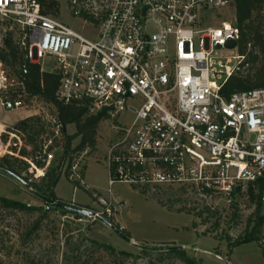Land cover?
I'll use <instances>...</instances> for the list:
<instances>
[{
  "label": "built area",
  "instance_id": "1",
  "mask_svg": "<svg viewBox=\"0 0 264 264\" xmlns=\"http://www.w3.org/2000/svg\"><path fill=\"white\" fill-rule=\"evenodd\" d=\"M234 1L69 0L72 16L93 30L83 36L45 13L43 0H0V49L10 37L24 58L17 75L0 60V108L24 109L28 64H36L59 76L54 97L62 105L132 115L114 127L118 136L105 156L109 194L122 183L247 200L249 186L264 176V87L222 94L244 61L235 14L217 20ZM46 57L51 72L42 70ZM89 151L72 155L70 181L83 184ZM101 202L102 212L90 210L89 219L109 224L115 207Z\"/></svg>",
  "mask_w": 264,
  "mask_h": 264
},
{
  "label": "rangeland",
  "instance_id": "2",
  "mask_svg": "<svg viewBox=\"0 0 264 264\" xmlns=\"http://www.w3.org/2000/svg\"><path fill=\"white\" fill-rule=\"evenodd\" d=\"M56 3L54 17L83 36H93L92 28L82 26L72 16L69 0ZM231 14H235L232 9L223 11L217 20L227 21ZM225 54L231 56L235 51ZM52 61L51 57L44 58L42 70L51 72ZM249 67V71L243 67L240 72L250 73L254 83L260 66L257 63ZM22 99V110L6 112L0 108V158L18 159L15 165L19 177L29 188L0 168V198L30 205L35 210L0 205V264H187L170 251L173 247H185L186 257L200 260L198 264H264L258 242L228 248L229 242L245 235L247 221L255 211L254 203L240 194L227 203L219 196H203L196 189L179 186L140 189L116 183L109 194L105 157L101 161L86 160L82 187L74 190L71 181L62 175L54 192L66 206L74 208L80 204L90 207L96 200L93 195L102 201L114 199L115 206H121V224L114 216L106 220L116 229L122 227V232L132 238L131 243L106 222L82 216L77 219L60 209L46 210L44 194L37 187L42 186L48 169L61 164L65 135H74L75 127L68 125L63 135L52 104L38 96L25 95ZM107 115L98 124L95 148L90 151H108L118 136L114 127L128 124L133 118L128 113ZM79 139H72L70 151ZM21 151L26 152L25 156L19 155ZM36 152L39 153L35 157ZM47 154L52 157L48 159ZM67 161H63V169ZM90 208L102 212L104 206L100 201ZM261 230L264 231V223Z\"/></svg>",
  "mask_w": 264,
  "mask_h": 264
},
{
  "label": "trees",
  "instance_id": "3",
  "mask_svg": "<svg viewBox=\"0 0 264 264\" xmlns=\"http://www.w3.org/2000/svg\"><path fill=\"white\" fill-rule=\"evenodd\" d=\"M43 7L45 13L53 15L52 13H55L57 10L56 0H43ZM234 10L236 24L240 30L238 52L240 55L244 56V61L242 62L239 71L231 76L224 84L222 94L225 97H229L233 92L264 87V0H235ZM0 60L8 69H10L11 73L15 75L19 73L18 66L24 63L23 53L12 42L10 37L6 38L3 48L0 49ZM257 63L260 66L258 69L259 74L255 75V81L253 83L251 74L247 72L245 75H242L240 70L245 67L246 70L249 71V66ZM28 67L29 73L24 85L25 93L32 97H42L46 102L55 107L57 118L63 129V135H65V128L68 125H73L75 127L74 135H65L61 164L55 169H48L42 179V186L37 187V189L41 190L44 194L43 197L45 204L49 205L52 209H60L62 212L68 213V211L61 207L66 206V204L55 196L54 189L62 175L68 179V171L72 160L71 156L74 153L84 150L86 147L91 150L95 148L98 124L102 118L108 117V115L105 112H100L96 115H89L84 107L62 105L57 102L54 97L59 83V76L42 72L40 67L36 64L29 63ZM75 137L80 138L79 143L74 150L70 151V143ZM90 152L91 151H89V153ZM37 153L39 152L35 153V157L37 156ZM24 154H26L25 151L19 153L20 156H25ZM66 158L68 161L66 162V167L63 169L62 163ZM10 159L13 160V162H11ZM16 162H18V159L16 158L12 159V157L6 156L1 157L0 168L20 176V172L15 165ZM37 165L41 166L40 163H37ZM81 175L83 177V170ZM71 183L74 185V188L82 187L78 182L71 181ZM248 195V201L255 204V211L252 215L254 219H252V216L248 219L245 235L242 239H238L233 243L229 242L228 248L230 250L241 243L259 242L264 238V231L262 232L261 230L264 223V176L256 183L249 186ZM0 205L3 208L26 211L35 210L30 206L6 198H0ZM77 208L92 210L90 207L80 205ZM233 215L235 216L236 213L233 212ZM74 216L77 219L82 218L80 215ZM109 224L113 225L111 221H109ZM114 227L117 228L116 226ZM248 228H250L249 231H247ZM122 234L129 238L126 233L122 232ZM260 248L264 259V247ZM170 251L178 254L179 258L187 264L200 263V260L196 261L193 258H187L186 251L180 249V247H173Z\"/></svg>",
  "mask_w": 264,
  "mask_h": 264
},
{
  "label": "water",
  "instance_id": "4",
  "mask_svg": "<svg viewBox=\"0 0 264 264\" xmlns=\"http://www.w3.org/2000/svg\"><path fill=\"white\" fill-rule=\"evenodd\" d=\"M9 175H11L13 178H15L16 180H18L19 182H21L22 184H24L26 187L29 188V185L27 183H25L23 181V179H21L19 176L8 172ZM64 210L68 211V213H71L72 215H80L82 217L85 218H93L94 217V212L87 210V209H83V208H74V207H70V206H61ZM109 227H111L114 231H116L121 237H123L124 239H126L128 242L131 243V239L125 237L122 233H120L113 225L111 224H107ZM180 249L184 250L185 247H180Z\"/></svg>",
  "mask_w": 264,
  "mask_h": 264
},
{
  "label": "crops",
  "instance_id": "5",
  "mask_svg": "<svg viewBox=\"0 0 264 264\" xmlns=\"http://www.w3.org/2000/svg\"><path fill=\"white\" fill-rule=\"evenodd\" d=\"M3 111V110H2ZM107 154V151H91L89 154H88V156H87V158H86V160L88 159V158H90V159H92V158H94L95 159V161H101L104 157H105V155ZM92 155H94V157H91ZM86 162V161H85ZM86 169H87V165L86 166H84V169H83V177H82V179L84 180L85 179V171H86ZM108 171V170H107ZM84 185V181H83V184H82V186ZM74 190H75V188H74ZM55 193V192H54ZM55 196L58 198V196L55 194ZM59 199V198H58ZM93 199H96L94 202H93V204L90 206V207H92L93 208V205H95L96 203H100V201H102V199H100L99 197H96L95 195H93ZM109 202H111L113 205H114V207H115V211H117L119 214H114V219H116L117 220V222H119L120 224H121V221H120V212H119V210H118V208H120L121 206H118L117 204V206H115V202H114V199H112V198H110L109 200H108ZM71 203H73V202H71ZM74 204H77V203H75L74 202ZM78 205V204H77ZM80 206H87V207H89V205H87V204H80ZM126 231H128V230H126ZM129 232V231H128ZM132 239V238H131Z\"/></svg>",
  "mask_w": 264,
  "mask_h": 264
}]
</instances>
